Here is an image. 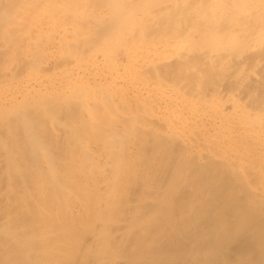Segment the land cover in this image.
<instances>
[{
    "label": "bare ground",
    "instance_id": "obj_1",
    "mask_svg": "<svg viewBox=\"0 0 264 264\" xmlns=\"http://www.w3.org/2000/svg\"><path fill=\"white\" fill-rule=\"evenodd\" d=\"M0 264H264V0H0Z\"/></svg>",
    "mask_w": 264,
    "mask_h": 264
}]
</instances>
